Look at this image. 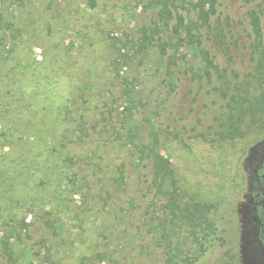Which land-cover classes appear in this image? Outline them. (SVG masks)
Here are the masks:
<instances>
[{
  "label": "rangeland",
  "instance_id": "rangeland-1",
  "mask_svg": "<svg viewBox=\"0 0 264 264\" xmlns=\"http://www.w3.org/2000/svg\"><path fill=\"white\" fill-rule=\"evenodd\" d=\"M145 2L96 0L93 8L91 0H0V264H164L155 242L122 235L126 225L114 219L126 215L128 200L116 194L117 167L127 165L130 184L135 174L106 113L117 92L110 38H137L152 24ZM246 11L243 0H222L231 62L210 43L220 66L242 73L250 67ZM180 54L187 63L172 68L174 91L157 48L132 65L147 106L137 118L159 113V151L172 162L182 197L215 206L227 246L196 264H221L226 250L244 264H264L251 196L264 162V122L247 123L237 140L217 139L211 126L222 102L187 72L201 66L196 51L186 43ZM79 125L90 135L76 145Z\"/></svg>",
  "mask_w": 264,
  "mask_h": 264
},
{
  "label": "trees",
  "instance_id": "trees-1",
  "mask_svg": "<svg viewBox=\"0 0 264 264\" xmlns=\"http://www.w3.org/2000/svg\"><path fill=\"white\" fill-rule=\"evenodd\" d=\"M243 1L250 37V67L245 73L220 66L211 50L210 43H215L232 61L229 34L220 15L222 0H146L144 8L151 14L152 24L143 27L137 38L125 33L122 38L112 36L109 41V73L117 92L110 93L106 113L112 127L118 128L115 133L120 146L130 153V167L135 174V183L130 184L132 176L127 174V165L117 167L116 194H128V200L122 204L127 206L126 215L114 219L116 224L122 220L125 223L122 235L130 232L132 239L149 237L155 242L164 253V264H196L216 248H226L227 241L214 218V204L182 197L172 162L159 151V113L153 110L151 118H137L147 106L138 97L137 78H131L129 70L140 56L157 48L169 78L167 86L174 91L172 68L184 67L187 58L180 50L187 43L199 55L201 64L196 69L188 67L187 72L208 82L222 102L221 112L211 126L212 133L221 141L239 139L247 123L255 126L264 122V0ZM91 6L96 7V0H91ZM121 106L122 114L116 112ZM78 127L76 132L80 135L75 134L72 140L76 145L90 135L82 125ZM165 131L172 132L169 128ZM252 180L254 216L261 224L264 244V162L254 171ZM111 229L121 236L118 228ZM235 253L226 250L221 264H244Z\"/></svg>",
  "mask_w": 264,
  "mask_h": 264
}]
</instances>
